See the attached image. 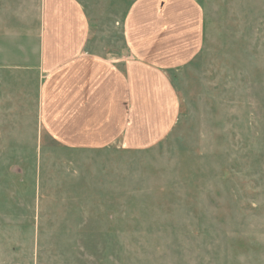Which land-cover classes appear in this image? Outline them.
<instances>
[{
	"label": "rangeland",
	"instance_id": "1",
	"mask_svg": "<svg viewBox=\"0 0 264 264\" xmlns=\"http://www.w3.org/2000/svg\"><path fill=\"white\" fill-rule=\"evenodd\" d=\"M122 53L130 0H81ZM153 147L60 145L39 120L40 0H0V264H264V0H199Z\"/></svg>",
	"mask_w": 264,
	"mask_h": 264
},
{
	"label": "crops",
	"instance_id": "2",
	"mask_svg": "<svg viewBox=\"0 0 264 264\" xmlns=\"http://www.w3.org/2000/svg\"><path fill=\"white\" fill-rule=\"evenodd\" d=\"M40 4L38 113L48 135L74 149L140 151L162 141L179 112L171 73L204 42L199 0H130L114 58L91 37L81 0Z\"/></svg>",
	"mask_w": 264,
	"mask_h": 264
}]
</instances>
